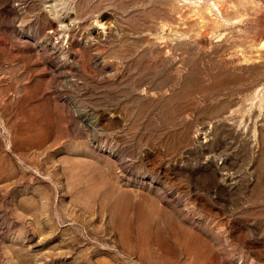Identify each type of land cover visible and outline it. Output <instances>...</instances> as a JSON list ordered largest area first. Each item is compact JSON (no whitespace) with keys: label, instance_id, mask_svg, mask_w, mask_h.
<instances>
[{"label":"rangeland","instance_id":"obj_1","mask_svg":"<svg viewBox=\"0 0 264 264\" xmlns=\"http://www.w3.org/2000/svg\"><path fill=\"white\" fill-rule=\"evenodd\" d=\"M0 264H264V0H0Z\"/></svg>","mask_w":264,"mask_h":264}]
</instances>
